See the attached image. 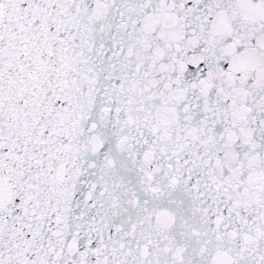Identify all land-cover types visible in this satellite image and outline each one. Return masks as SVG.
Returning a JSON list of instances; mask_svg holds the SVG:
<instances>
[{
	"label": "snow or ice",
	"instance_id": "obj_1",
	"mask_svg": "<svg viewBox=\"0 0 264 264\" xmlns=\"http://www.w3.org/2000/svg\"><path fill=\"white\" fill-rule=\"evenodd\" d=\"M0 264H264V0H0Z\"/></svg>",
	"mask_w": 264,
	"mask_h": 264
}]
</instances>
